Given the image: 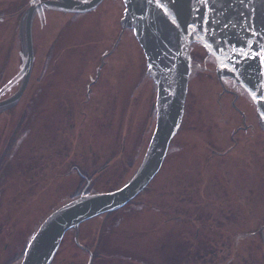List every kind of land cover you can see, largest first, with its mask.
<instances>
[{"label": "rangeland", "instance_id": "374dc122", "mask_svg": "<svg viewBox=\"0 0 264 264\" xmlns=\"http://www.w3.org/2000/svg\"><path fill=\"white\" fill-rule=\"evenodd\" d=\"M27 2L0 0V11H8L0 17V100L13 94L20 83L17 29ZM110 2L104 0L99 13L41 8L34 16L31 78L21 99L0 111L1 149L12 138L17 120L32 108L27 133L19 132L22 144L11 161L13 169L2 176L7 184V199L3 196L8 218L4 220L6 253L19 234L29 237L65 202L77 179L74 172L68 173L72 165L86 167L89 174L101 173L98 166L117 156L94 186L93 190L102 191L125 183L134 172L129 169L141 160L147 135L126 168L125 156L135 145L146 115L142 105L150 97L153 102L155 86L152 81L142 82L143 56L129 30L119 34L116 55L106 57L104 63L99 59L103 30L105 36L120 31L119 7L112 10ZM56 19L58 23L52 22ZM84 40L86 58L67 47L74 49ZM107 43L112 49L114 42ZM193 48L204 52L200 46ZM192 67L195 73L189 77L186 99L191 115L184 117L160 172L132 204L80 226L79 242L90 251L99 249L95 234L111 233L105 249L101 248L102 259L108 246L115 256L104 261L108 264H214L215 259L226 258V250L231 258L222 264H264V135L248 143L241 128H236L232 137L233 129L223 124L222 98H217L222 89L215 73L204 62ZM93 73L98 77L93 86L98 95L87 100L84 89L96 77ZM138 89L143 90L142 96L127 95ZM139 202L146 209L137 206ZM73 235L72 231L64 236L53 264L88 263L87 253L77 248Z\"/></svg>", "mask_w": 264, "mask_h": 264}, {"label": "water", "instance_id": "95a60500", "mask_svg": "<svg viewBox=\"0 0 264 264\" xmlns=\"http://www.w3.org/2000/svg\"><path fill=\"white\" fill-rule=\"evenodd\" d=\"M101 2L42 0L23 11L19 16L22 79L15 93L0 101V109L15 104L28 84L33 67L34 14L44 7L83 13ZM160 2L162 7L157 8L149 0H122L124 10L119 20L122 29L132 31L144 55L146 72L156 85L155 125L138 168L115 190L82 193L53 210L28 242L20 264H50L68 230H74L79 245L77 232L81 223L123 207L159 172L183 116L191 72L190 45H200L214 59L218 77L233 79L247 93L255 106L259 127L264 130V62L260 58L264 55V0ZM172 18L177 20L175 25ZM89 257L91 264V253Z\"/></svg>", "mask_w": 264, "mask_h": 264}, {"label": "flooded vegetation", "instance_id": "af4514ba", "mask_svg": "<svg viewBox=\"0 0 264 264\" xmlns=\"http://www.w3.org/2000/svg\"><path fill=\"white\" fill-rule=\"evenodd\" d=\"M0 12H1L0 14H2L0 17H3V16L8 14V11L7 12L6 11H0ZM68 45H70V44H68ZM193 46H195V45H192L190 47V54L192 57V61H194L195 59H201L202 58V59H204V63H206L208 65V67H211V71L214 72V61H213V59L209 56H206L204 52L200 51V48L195 49V48H193ZM67 47H68V49H71L72 51L77 52V54H80L81 56L86 58V54L81 53V51L83 49H86L84 44L79 43V44L75 45L74 49H72L73 47H70V46H67ZM2 67H0V71L2 70ZM215 78H216V82L220 85V88L222 89L221 90L222 96L220 94H217V98L219 96H220V98H222L220 107H221L222 113L225 116L223 118V124L225 126L227 125L229 127V129H233V134H231V136L233 137L234 132L238 130L236 128H241L242 135L245 136L246 142H248V143H250L252 140H255L257 137L261 136L262 134L264 135V132L258 127V124H257V119L255 116V107H254L253 103L251 102V100L246 95V93L232 79H230L228 77H218L215 74ZM0 82H1V80H0ZM95 83H93V84L90 82L86 83L85 89H84L85 90L84 97L86 96L87 89H89V93H88L89 97L88 98H90V96H91V98H94L98 95V93L95 92L93 89V86ZM114 88H116V87L114 86ZM109 89L112 90V87H109ZM135 93L133 95H135ZM142 94H143V90L140 92V96H142ZM241 103H243V104H241ZM146 104H147V102H145L142 105V106H144L143 111L146 112V115H144L141 118V122L139 124L138 131H137L138 133L140 131V128H142V127L145 128V127H148L150 125V119H151V115H152V112H150L151 106L150 105L147 106ZM112 105H114V104H112ZM213 111H216V110H213ZM85 112H81V113L83 114ZM236 112H238L239 114ZM190 113H191V109L187 105H185L184 117L191 115ZM236 115H237V118H236ZM153 116H154V112H153ZM184 117H183V120H184ZM197 118H198V116H197ZM199 123H200V121H199ZM134 124H135V121H134ZM212 126L214 127L215 125L212 124ZM6 145H7V142L3 143V145L1 146L2 148L0 149V156H1L2 151H4ZM112 157H111L112 158L111 160L104 162L103 164L98 166V171L101 170V173L94 172V174L92 176V181H93L94 185L96 184L97 181L104 178L105 173L103 171H105V169H108L111 166L113 167V165H112V162H114L113 159L115 160V157H116V159L118 160L117 156L113 155ZM125 158L127 159L125 162H126L127 167H128L129 164H131L132 160L134 159L133 154H128L125 156ZM135 167H137V165H133L132 169L129 167L130 168L129 170H131L130 173L135 171L134 170ZM82 169L84 170V172L86 174L90 173L89 171H85L86 167H83ZM130 176H131V174L129 175V177ZM129 177H127V178H129ZM6 192H7V187L6 186H0V195H1V197H0V199H1V201H0V255H2V257H0V259L2 261L11 258L13 253H14V250L21 248V244H22L23 239H24V236L19 234L16 238L15 244L11 248V251L9 253H6L7 252L6 246L7 245L4 243L6 240L4 233L6 232L7 227H6V224L4 223V220L7 217L5 216V213L3 211L4 205H5V200L3 201V199H4V197H5V199H7V197H6L7 193ZM223 192H225V191L223 190ZM3 193H4V195H3ZM128 215H130V214H128ZM104 223H105V221L103 222V224ZM4 251H6V252H4ZM3 255H4V257H3ZM263 255H264V251H263Z\"/></svg>", "mask_w": 264, "mask_h": 264}, {"label": "trees", "instance_id": "16d2710c", "mask_svg": "<svg viewBox=\"0 0 264 264\" xmlns=\"http://www.w3.org/2000/svg\"><path fill=\"white\" fill-rule=\"evenodd\" d=\"M34 1H37V0H29V2H27V3H25V5H24V7L25 6H27L29 3H32V2H34ZM111 1H113L112 3H111V5H113V6H115V9L116 8H118V6L120 5V3H119V1H116V0H111ZM23 7V8H24ZM1 13V12H0ZM2 14H0V16H1ZM58 35H60V33H58L57 34V36ZM48 58H49V56H48ZM143 67V68H142ZM142 67H141V69H142V71H141V73H140V75H141V79H143V78H145V77H147L146 76V74H145V66H144V64H142ZM46 68V65H44L43 66V71H44V69ZM140 69V70H141ZM31 112H32V108L30 107V108H28L27 110H26V112H25V114L22 116V118H21V123L22 124H24L25 125V128L24 129H19V130H15L13 133H12V138H11V140L7 143V145H6V147H5V149H4V151H2V153H1V156H0V175H2L3 176V178H5L6 176H7V174H8V170H10V169H13L12 167H11V161H12V159L14 158V156L16 155V151L20 148V145L22 144V142H20V137H21V134L19 133L20 131L24 134V136H25V133H27V127L28 126H30V122H29V116L31 115ZM28 120V121H27ZM19 133V134H18ZM22 141V140H21ZM142 138H140V142H139V144L140 143H142ZM21 143V144H20ZM134 151H135V153H136V151H137V149L135 148L134 149ZM170 151H171V148H170V150H169V153H170ZM13 163V162H12ZM14 166V165H13ZM73 169V167L71 166V168L69 169V172H71V170ZM78 176H79V178H78V180H79V182L77 183V185L72 189V190H70L69 192H67L66 193V201L67 200H70V199H73V198H76L77 196H79L80 194H81V192H82V189H83V187L85 186V183H86V180H84L83 179V177L80 175V173L78 172ZM4 180V179H3ZM107 190H112V189H107ZM87 192H90V189H88L87 190ZM92 192V191H91ZM93 192H95V190H93ZM133 202H131L130 204H132ZM142 203H139L137 206H141L142 207ZM128 206V205H127ZM143 209H146L145 207L143 208ZM139 210H142V209H139ZM138 210V211H139ZM137 211V210H136ZM107 215H109V214H107ZM203 223V222H202ZM205 224H207V223H204L203 225H202V228L204 229V230H207V229H205ZM196 230H198L197 232H199V228H196ZM69 232H72V231H69ZM68 233V232H67ZM66 233V234H67ZM74 233V232H73ZM65 234V235H66ZM108 234H111V233H108ZM107 234V235H108ZM107 235H106V238H105V242H107ZM73 237H74V235H73ZM79 237V236H78ZM98 237V240H100V239H102L104 236H97ZM74 241V240H73ZM105 243H104V245H103V248L105 249ZM78 248V247H77ZM79 249V248H78ZM80 250V249H79ZM92 253H93V262H92V264H102V260H103V262L104 261H108L109 259H111L112 258V253H111V251H110V248L108 247V249H107V256H106V258H104V259H101V255H100V258H99V256H97V252L95 251V250H93L92 251ZM220 253L222 254V252L220 251ZM22 249L19 251V252H17V253H15V254H13L12 255V257L11 258H9V259H7L3 264H15L17 261H19L20 260V258H21V256H22ZM225 255H226V258H224L223 260H220V259H215V261H214V264H222V263H226L227 262V260H228V258L230 259L231 258V255H230V253H229V251L228 250H226V252H225ZM99 259H100V261H99ZM263 259V258H262ZM98 260V261H97ZM264 260V259H263ZM81 263V262H80ZM84 264H86V263H84ZM104 264H108L107 262H104Z\"/></svg>", "mask_w": 264, "mask_h": 264}, {"label": "snow or ice", "instance_id": "6c2138e0", "mask_svg": "<svg viewBox=\"0 0 264 264\" xmlns=\"http://www.w3.org/2000/svg\"><path fill=\"white\" fill-rule=\"evenodd\" d=\"M153 2L156 3L157 8L162 7V3L160 2V0H149V3H153ZM165 13L167 14V9H165ZM171 23H172L173 25H175V24L177 23V20H176L175 18H172V19H171ZM190 27H191V26H190ZM225 27H228V25L226 24ZM260 58H261V61L264 62V55H262Z\"/></svg>", "mask_w": 264, "mask_h": 264}]
</instances>
